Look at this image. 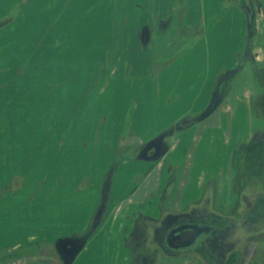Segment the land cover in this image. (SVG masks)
Instances as JSON below:
<instances>
[{"label":"crops","instance_id":"obj_1","mask_svg":"<svg viewBox=\"0 0 264 264\" xmlns=\"http://www.w3.org/2000/svg\"><path fill=\"white\" fill-rule=\"evenodd\" d=\"M234 1H22L23 13L30 15L52 12L48 7L54 6L49 23L70 30L72 40L73 29L90 30L88 46L110 47L107 57L113 54V67L102 89L108 103L101 107L103 125L96 133L105 128L106 139L94 140L101 143L94 154L79 146L70 155L45 151L38 165L26 162L37 169L34 175H19L13 152H0V251H29L15 259L18 264H202L190 251L167 248L173 254L159 258L160 250L140 238H154L152 226L163 222L168 212L199 208L207 176L220 172L222 166L206 173L194 162L179 165V159L189 155L190 143H196L195 156L207 143L223 142L224 137L237 141L248 120L239 103L231 123L221 112L218 119L206 117L218 80L238 67L246 43L247 16ZM14 3L0 0V13H12ZM48 21L44 16L39 23ZM89 110L94 115L95 102ZM87 125L94 133L93 125ZM176 125L185 128L173 135L172 144L153 162L143 158L148 144ZM124 129L133 143L127 140L130 149L122 155ZM120 155L124 157L117 162ZM100 158L104 163L93 165ZM175 171L177 180L170 181ZM175 191L181 192L176 196ZM129 237L137 244H130Z\"/></svg>","mask_w":264,"mask_h":264},{"label":"rangeland","instance_id":"obj_2","mask_svg":"<svg viewBox=\"0 0 264 264\" xmlns=\"http://www.w3.org/2000/svg\"><path fill=\"white\" fill-rule=\"evenodd\" d=\"M22 1L15 0L12 13H0V152H13L16 174L34 175L37 169L28 168L26 162L39 163L40 153L60 151L70 155L79 146V150L83 148L94 154L101 144L94 140L98 136L102 142L106 139L105 128L101 127L102 133H96L103 125L101 107L108 103L102 89L113 67V54L108 60L110 47L105 44L88 46L86 39L90 30L73 29L75 39L72 40L70 30H60L57 24L49 23L54 20V6L48 7L52 12L30 15L23 13ZM234 2L240 4L247 16L246 43L238 67L218 80L206 117L218 119L221 112L227 114L228 123H231L233 108L239 103L238 106H244L248 120L237 141L234 138L225 141L224 137L223 142L207 143L200 155L195 156L196 143L191 142L193 147L185 153L189 155L179 159V165L184 166V161L186 165L194 162L206 173L222 168L216 175H205L206 190L200 194L199 208L194 205L185 211L168 212L163 222L152 226L154 238H140L143 244L160 250L159 258L173 254L164 242L170 228L193 222L212 227V232L199 247L182 251H190L189 254L200 258L202 264H264V0ZM44 16L49 24L39 23ZM94 102L92 115L89 109ZM96 103H100V107ZM88 122L93 125L94 133ZM211 123L213 119L208 120V128ZM204 127L201 126V133ZM226 127L230 129L231 125ZM184 128L176 125L169 133L166 131V135H159L156 141L148 144L143 158L155 161L154 156L167 149L173 135ZM125 129L122 155L132 142ZM226 154L229 157L224 161ZM122 155L116 158L117 162L122 160ZM96 161L104 163L102 158L95 159V166H98ZM114 164L107 175L110 179L117 165ZM3 171L10 173L7 169ZM176 180L175 171L170 174V181ZM180 192L175 191L176 196ZM166 197H169L167 192L164 199ZM128 240L130 244H137L132 237ZM27 252L22 249L0 251V264H18L15 259Z\"/></svg>","mask_w":264,"mask_h":264},{"label":"water","instance_id":"obj_3","mask_svg":"<svg viewBox=\"0 0 264 264\" xmlns=\"http://www.w3.org/2000/svg\"><path fill=\"white\" fill-rule=\"evenodd\" d=\"M212 227L202 223H182L165 236V245L172 251H184L197 246L210 235Z\"/></svg>","mask_w":264,"mask_h":264},{"label":"flooded vegetation","instance_id":"obj_4","mask_svg":"<svg viewBox=\"0 0 264 264\" xmlns=\"http://www.w3.org/2000/svg\"><path fill=\"white\" fill-rule=\"evenodd\" d=\"M205 225H208V224H205ZM208 226H210V225H208ZM210 227H211V226H210ZM211 232H212V231H211ZM202 246H203V243H202ZM198 247H199V246H198ZM198 247H196V249H198ZM196 249H195V250H196ZM200 249H201V248H200ZM202 249H203V248H202Z\"/></svg>","mask_w":264,"mask_h":264}]
</instances>
